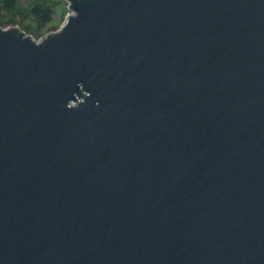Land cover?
<instances>
[{"label": "water", "instance_id": "1", "mask_svg": "<svg viewBox=\"0 0 264 264\" xmlns=\"http://www.w3.org/2000/svg\"><path fill=\"white\" fill-rule=\"evenodd\" d=\"M0 26V264H264V0H65Z\"/></svg>", "mask_w": 264, "mask_h": 264}, {"label": "rangeland", "instance_id": "2", "mask_svg": "<svg viewBox=\"0 0 264 264\" xmlns=\"http://www.w3.org/2000/svg\"><path fill=\"white\" fill-rule=\"evenodd\" d=\"M31 1L18 0V4L21 5V11H15V13L1 8L0 26L7 28L16 25L31 35L33 39L40 40L46 34L56 31L65 20L67 13L70 12L65 0H44L45 4L50 7L51 16L47 21H38L33 14L27 12Z\"/></svg>", "mask_w": 264, "mask_h": 264}, {"label": "trees", "instance_id": "3", "mask_svg": "<svg viewBox=\"0 0 264 264\" xmlns=\"http://www.w3.org/2000/svg\"><path fill=\"white\" fill-rule=\"evenodd\" d=\"M1 8H5L11 13L21 11V5L18 4V0H0V9ZM27 12L33 14L34 18L38 21H47L51 16L50 7L45 4L44 0H32L28 5Z\"/></svg>", "mask_w": 264, "mask_h": 264}]
</instances>
